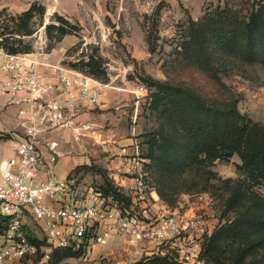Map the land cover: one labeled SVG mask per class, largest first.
Returning <instances> with one entry per match:
<instances>
[{"label":"trees","instance_id":"obj_1","mask_svg":"<svg viewBox=\"0 0 264 264\" xmlns=\"http://www.w3.org/2000/svg\"><path fill=\"white\" fill-rule=\"evenodd\" d=\"M44 14V6L38 3L15 15L1 11L0 49L13 55L29 53L31 46L23 38L34 33L35 19L40 20L47 39L54 43L65 36H78L79 28L57 14L51 23L43 25ZM187 29L181 51L188 60L190 75L197 74L191 77L196 86L183 81L149 80L153 89L149 110L160 118V125L158 130L143 136L147 139L144 157L148 160L144 170L152 179L158 199L172 208L178 197L187 192L182 189L186 181L198 186L215 175L207 168L215 162L228 163L237 156L238 178L221 183L227 196L220 205L218 225L202 244L200 261L264 264V197L255 190L264 185V128L240 113L235 96L220 76L236 66L264 65V3L254 4L245 16L227 6L216 7L196 21L190 18ZM82 44L80 39L74 50ZM68 65L100 81L106 77L101 56L83 55L79 62ZM97 169L100 168L91 164L78 166L68 178L87 171L96 174ZM179 181L183 184L180 188L175 186ZM96 190L118 204H129V198L108 179ZM198 193L211 195L206 190ZM6 224L7 218L0 217V232ZM82 256L83 250H56L51 261ZM133 264L179 263L165 254L145 257Z\"/></svg>","mask_w":264,"mask_h":264},{"label":"built area","instance_id":"obj_2","mask_svg":"<svg viewBox=\"0 0 264 264\" xmlns=\"http://www.w3.org/2000/svg\"><path fill=\"white\" fill-rule=\"evenodd\" d=\"M44 71L61 87L63 106L46 98L53 84L45 79ZM105 87L97 79L50 63L41 53L13 55L0 49V98L7 96L9 103L26 105L17 112L21 137L0 118V137L15 142L14 155L0 159V217L7 218L0 232V264L36 258L40 248L23 232L25 216L43 231L47 246L41 248V259L45 263L51 262L56 250H83L86 256L92 249L108 245L114 236L126 238L145 255L164 256L162 251L152 252L153 246L164 245L179 264L202 263V244L216 228L202 204L212 199L208 193H200L197 202L185 210L169 208L159 199L158 204L144 170L146 160L135 139L128 148H122L121 154L126 159L129 181L121 183L109 175L113 186L129 198L127 206L91 187L86 198H81L77 195V176L62 179L53 172L58 142L47 141L45 133L74 125L73 129L92 134L89 125L73 120L78 104H97ZM140 92H146L142 86L136 94ZM20 93L25 97L18 99ZM79 136L77 133L76 139Z\"/></svg>","mask_w":264,"mask_h":264},{"label":"rangeland","instance_id":"obj_3","mask_svg":"<svg viewBox=\"0 0 264 264\" xmlns=\"http://www.w3.org/2000/svg\"><path fill=\"white\" fill-rule=\"evenodd\" d=\"M260 2L264 3V0H0V12L15 15L26 11L32 3H38L45 8L43 25L51 23L53 16L57 14L79 28L78 36L70 35L64 39L65 36L61 42L54 43L47 39L44 27H40V20L35 19L34 33L23 40L31 46L29 53H41L50 63L78 73L81 72L70 68L68 64L79 62L83 55L101 56L104 59L106 77L98 81L107 86L105 92L129 94L134 98L129 99L132 110H136L134 125L138 124L141 128L139 134L128 128L127 133L122 131L118 135L130 137L132 133L139 144L141 156L145 159L147 139L143 136L158 130L160 125V118L149 110L153 91L148 85L149 80L183 81L188 86H196L191 77L197 74L190 75L188 60L181 51L182 44L187 40L189 19L196 21L204 13H210L216 7L223 9L225 6L245 16L254 4ZM80 39L83 44L74 50ZM220 76L235 96L240 113L264 128V65L236 66L220 73ZM139 86L146 92L136 94ZM127 125H133L129 118ZM108 154H105L106 162L115 157ZM145 160L144 165L148 163ZM93 161L96 159H92L90 164L100 169L94 171L96 174L82 172L81 178L77 177V185L96 189L105 179L111 181L110 173L104 165ZM236 164H240V160L235 155L228 163L215 162L207 168L215 175L208 179L203 177L206 181L200 179L198 186L183 179L187 183H184L182 189L187 192L182 191L184 194L178 197L172 208L185 210L189 204L197 202L199 191L206 190L211 194L208 195L212 201L202 205L208 209L212 227L215 224L217 226L220 221V205L227 196L221 183L226 179L238 178ZM120 175L130 176L128 173ZM186 176L190 178V174ZM148 179L154 189L152 179L149 176ZM196 180L199 181L198 178ZM180 185H183L180 181L175 184L178 188ZM255 190L264 197V185ZM137 211L141 216V211ZM22 229L40 248L38 254L35 259L26 258L7 264H133L151 256L142 253L140 248L132 245L126 238L114 236L108 245L92 249L81 258L45 263L41 259V248H45L47 243L41 227L29 216H25L22 219ZM160 251L170 253L167 246H153L152 252L158 254Z\"/></svg>","mask_w":264,"mask_h":264},{"label":"crops","instance_id":"obj_4","mask_svg":"<svg viewBox=\"0 0 264 264\" xmlns=\"http://www.w3.org/2000/svg\"><path fill=\"white\" fill-rule=\"evenodd\" d=\"M66 38H69V36L64 39ZM43 73L45 79L53 84L46 98L59 106H63L64 98L61 94V87L48 71ZM25 95V93L18 94V99L25 97ZM129 99L133 100L134 98L129 94L104 91L99 102L95 105L88 101L80 102L73 123L89 125L94 131L92 134L83 130L77 131L73 129L74 125L45 133L47 141L54 140L58 142L56 155L54 156L55 163L52 166V170L57 177L68 178V175L76 167L89 165L92 159H96L93 162L103 164L115 180L120 179L121 183L129 181V177L120 175L125 173L126 169V159L122 158L121 154L122 148L130 146L135 136L132 133L130 137L120 136L118 133L122 131L127 133L128 128H131V132L137 131V134H139L141 129L140 125H134L136 110H132ZM21 107L25 108L26 105L9 103V97L7 96L0 98L2 124L13 130L14 135L18 138L22 135V130L18 127L19 119L17 118V112ZM113 109L114 111H112ZM62 111L65 115V110ZM128 118L133 123L131 127H127ZM123 126H125V129H123ZM77 133L80 136L76 139ZM14 149L15 142L13 140L0 137V159L13 156ZM107 153H109L108 156H115L114 159L106 162L107 157L105 154ZM45 158L48 159V156L46 155ZM81 175V173L77 175L78 179L81 178ZM76 186H78L77 195L86 198L88 188L77 184ZM152 197L157 200L158 204H161L154 191Z\"/></svg>","mask_w":264,"mask_h":264}]
</instances>
